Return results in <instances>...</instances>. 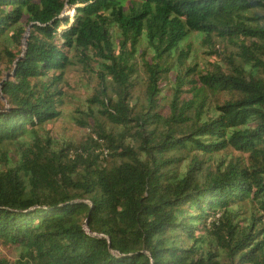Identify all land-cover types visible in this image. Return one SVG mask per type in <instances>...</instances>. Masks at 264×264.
I'll return each instance as SVG.
<instances>
[{"label": "trees", "instance_id": "obj_1", "mask_svg": "<svg viewBox=\"0 0 264 264\" xmlns=\"http://www.w3.org/2000/svg\"><path fill=\"white\" fill-rule=\"evenodd\" d=\"M0 264H264V0H0Z\"/></svg>", "mask_w": 264, "mask_h": 264}, {"label": "rangeland", "instance_id": "obj_2", "mask_svg": "<svg viewBox=\"0 0 264 264\" xmlns=\"http://www.w3.org/2000/svg\"><path fill=\"white\" fill-rule=\"evenodd\" d=\"M68 13L71 20L72 11ZM24 40L21 41L19 46L20 50L24 49ZM213 42L215 48L223 52L225 44L220 43L215 39ZM188 43L190 44V48L193 50L197 61L201 65H206L219 60L216 56L211 57L207 55L209 52L208 47H202L200 40L196 38L194 34L190 36ZM6 76H4V79H6ZM65 81L64 92L66 97L64 98V105L62 107L63 116L56 123L49 126V128L53 138L63 139L78 144L86 138L89 132L76 126L73 118L78 119L79 114L76 112L82 109L81 106L87 95V89H90L92 86L88 79V75L82 72L79 68L67 70Z\"/></svg>", "mask_w": 264, "mask_h": 264}]
</instances>
